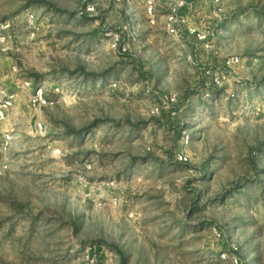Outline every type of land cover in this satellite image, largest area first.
<instances>
[{
  "label": "rangeland",
  "instance_id": "374dc122",
  "mask_svg": "<svg viewBox=\"0 0 264 264\" xmlns=\"http://www.w3.org/2000/svg\"><path fill=\"white\" fill-rule=\"evenodd\" d=\"M146 2L0 0V264H264V0H195L208 47ZM26 79L63 95L31 109Z\"/></svg>",
  "mask_w": 264,
  "mask_h": 264
},
{
  "label": "built area",
  "instance_id": "2783aa9c",
  "mask_svg": "<svg viewBox=\"0 0 264 264\" xmlns=\"http://www.w3.org/2000/svg\"><path fill=\"white\" fill-rule=\"evenodd\" d=\"M117 2H123L124 0H115ZM195 0H147L145 3V16L147 21L151 25H155L158 21V9L161 4L165 5L166 13L163 15V29L170 36H178L181 30L192 33L198 40L205 43V46L209 45V33L204 31H198L195 27L188 24V19L185 14V10L189 9ZM91 9L88 8V11ZM33 16H29V20L32 21ZM110 38V47L113 51L119 54H125L128 51V43L124 41L122 37L116 33H106ZM239 62L238 57H229L223 63L225 71H218L214 73L213 81L216 84H222L228 74L227 69L232 67L235 63ZM227 73V74H226ZM21 90L27 94V102L31 109L47 107L54 105L58 97L63 95V88L61 85L56 84L54 87L46 88L42 83H32L31 80L26 79L21 84ZM18 98L17 91L5 92L0 88V121H5L7 118V111L13 106ZM37 131L44 129V124L38 121L35 125ZM14 135L12 130H5L0 136V151L4 152L10 149L11 144L14 142ZM56 153L60 154L61 149L57 148ZM176 159L179 162L186 160L184 153H177ZM3 161H0V170L3 168ZM239 245L233 243L231 248L227 252H221V258H232L235 262L241 263L239 257Z\"/></svg>",
  "mask_w": 264,
  "mask_h": 264
},
{
  "label": "crops",
  "instance_id": "0c3cea01",
  "mask_svg": "<svg viewBox=\"0 0 264 264\" xmlns=\"http://www.w3.org/2000/svg\"><path fill=\"white\" fill-rule=\"evenodd\" d=\"M161 18H162V16H161ZM162 19H163V18H162ZM162 19H161V20H162ZM162 22H163V20H162Z\"/></svg>",
  "mask_w": 264,
  "mask_h": 264
}]
</instances>
